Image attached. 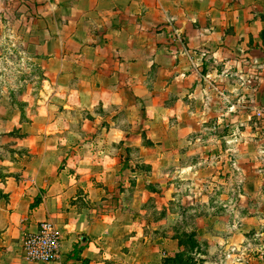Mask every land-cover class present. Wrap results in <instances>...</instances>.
Instances as JSON below:
<instances>
[{
  "label": "crops",
  "instance_id": "0c3cea01",
  "mask_svg": "<svg viewBox=\"0 0 264 264\" xmlns=\"http://www.w3.org/2000/svg\"><path fill=\"white\" fill-rule=\"evenodd\" d=\"M20 3L42 81L21 111L0 98V264H161L178 242L158 236L166 220L141 206L152 188L161 209L178 180L199 186L206 151L196 133L221 120L214 97L236 86L212 78L264 73V0ZM215 218L199 216L197 231ZM44 220L59 257L26 261L22 240Z\"/></svg>",
  "mask_w": 264,
  "mask_h": 264
},
{
  "label": "rangeland",
  "instance_id": "374dc122",
  "mask_svg": "<svg viewBox=\"0 0 264 264\" xmlns=\"http://www.w3.org/2000/svg\"><path fill=\"white\" fill-rule=\"evenodd\" d=\"M21 1L0 0V98H8L20 111L24 99L36 98L42 81V59L32 53L35 42L24 38L28 26ZM225 71L228 78L211 80L214 84H236L235 88L220 90L223 96L218 94L219 99L213 96L214 112L223 114L221 120L204 123L196 133L198 144L206 151L199 186L178 180L176 199L161 209L155 201L162 191L150 187L156 198L150 197L141 208L152 213L154 222L166 220L155 233L162 237L178 235L183 243L182 247L178 244L179 249L192 250L186 254L194 258L192 264H264V73L258 67L239 74ZM143 145L150 143L144 139ZM194 157L193 161L199 160V155ZM185 162L184 158L182 164ZM138 166L150 171L148 165ZM252 188L254 193L248 196ZM239 194L244 197L239 198ZM186 196L207 202L184 206ZM169 210L176 214L173 220L167 219ZM209 215L223 218H215L198 232L196 219ZM247 216L252 217L248 223ZM194 231L196 242L191 247L186 240Z\"/></svg>",
  "mask_w": 264,
  "mask_h": 264
},
{
  "label": "built area",
  "instance_id": "2783aa9c",
  "mask_svg": "<svg viewBox=\"0 0 264 264\" xmlns=\"http://www.w3.org/2000/svg\"><path fill=\"white\" fill-rule=\"evenodd\" d=\"M174 37L178 38L175 34ZM22 255L29 262H53L59 257L60 236L49 220L39 223L36 232L24 236L21 244Z\"/></svg>",
  "mask_w": 264,
  "mask_h": 264
},
{
  "label": "trees",
  "instance_id": "16d2710c",
  "mask_svg": "<svg viewBox=\"0 0 264 264\" xmlns=\"http://www.w3.org/2000/svg\"><path fill=\"white\" fill-rule=\"evenodd\" d=\"M195 236H196L195 231H194V233H189V235H187L186 241L191 242V247L195 246V243H194V242H196V240L194 238ZM173 238L177 239L179 247H182L183 243L180 240L179 236L175 235V236H173ZM191 251L192 250H189V251L180 250L174 256L164 257L162 259V264H192L191 261L194 258H192L190 255H188V256L186 255L187 252H191ZM75 257H76V259L79 258V256L77 255V251L75 253ZM83 263L88 264L87 261H85V260H83Z\"/></svg>",
  "mask_w": 264,
  "mask_h": 264
}]
</instances>
